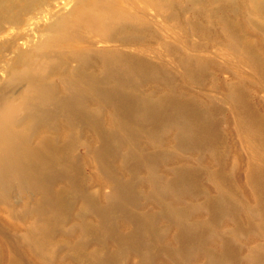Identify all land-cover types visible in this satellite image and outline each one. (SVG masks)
<instances>
[{
    "label": "rangeland",
    "instance_id": "obj_1",
    "mask_svg": "<svg viewBox=\"0 0 264 264\" xmlns=\"http://www.w3.org/2000/svg\"><path fill=\"white\" fill-rule=\"evenodd\" d=\"M66 1L0 22L25 177L0 264H264V0H116L108 32L56 39Z\"/></svg>",
    "mask_w": 264,
    "mask_h": 264
},
{
    "label": "bare ground",
    "instance_id": "obj_2",
    "mask_svg": "<svg viewBox=\"0 0 264 264\" xmlns=\"http://www.w3.org/2000/svg\"><path fill=\"white\" fill-rule=\"evenodd\" d=\"M38 1L0 0V22L9 14L17 18V16L29 10ZM70 1L72 2V0ZM115 1L75 0L73 3L66 1V5L61 2V5H63L60 6V10L57 9L60 14L55 17L56 19L54 18L55 20L49 26L55 30L56 39L67 35L80 25L95 31L108 32L121 17V14L115 7ZM56 5L53 4V7L59 6ZM34 60L30 50L20 52L16 56L13 68L19 67L21 75L23 74L25 77L27 76V79H31L32 93L40 98H44L46 96L45 91L38 84V77L42 66L39 68ZM21 109L22 106L20 104L10 101L0 91V192L2 188L5 189L7 187L8 189L12 180L25 178L22 172L24 159L22 140L14 131L17 115Z\"/></svg>",
    "mask_w": 264,
    "mask_h": 264
}]
</instances>
